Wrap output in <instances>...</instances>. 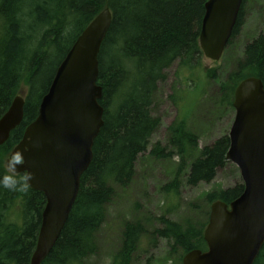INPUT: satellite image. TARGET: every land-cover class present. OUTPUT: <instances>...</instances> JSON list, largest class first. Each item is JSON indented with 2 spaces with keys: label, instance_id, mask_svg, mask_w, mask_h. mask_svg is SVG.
Instances as JSON below:
<instances>
[{
  "label": "trees",
  "instance_id": "1",
  "mask_svg": "<svg viewBox=\"0 0 264 264\" xmlns=\"http://www.w3.org/2000/svg\"><path fill=\"white\" fill-rule=\"evenodd\" d=\"M206 1L0 0V117L17 94L24 95L23 120L0 145V175L26 126L37 117L41 99L76 38L104 8L112 16L98 54L103 125L68 219L41 264H84L97 252L96 235L115 187L130 184L139 155L148 149L150 138L160 127L161 120L153 116L151 106L158 84L166 78L165 71L175 64L181 71L202 64L199 34ZM244 1L228 45L242 23ZM207 73L218 79L215 70ZM223 74L218 82L217 108L231 112L240 81L255 76L264 84V30L242 45V57ZM228 148V134L199 147L198 136L186 120L177 118L167 129L165 144L155 143L149 154L157 159L177 154V173H184L186 183L196 186L210 183L228 164ZM172 182L176 185L177 180ZM243 190L239 179L205 193L208 208L202 222L182 227L162 217V227L153 231L154 236L170 242L169 254L178 252L181 264L187 252L207 249L203 231L211 203L220 200L229 204ZM45 204L43 193L30 187L24 193L0 188V264H30ZM143 232L140 222H125L111 264H129ZM254 264H264V245Z\"/></svg>",
  "mask_w": 264,
  "mask_h": 264
},
{
  "label": "water",
  "instance_id": "2",
  "mask_svg": "<svg viewBox=\"0 0 264 264\" xmlns=\"http://www.w3.org/2000/svg\"><path fill=\"white\" fill-rule=\"evenodd\" d=\"M243 0H207L199 46L207 59L221 58ZM112 21L104 8L83 29L59 63L37 117L26 126L10 155L22 151L30 188L43 193L36 246L30 264H41L63 229L77 198L80 177L92 160V146L103 125L97 83L98 54ZM226 160L235 164L244 185L229 204L211 203L203 232L207 249H193L181 264H254L264 245V85L250 76L238 83ZM24 95L17 94L0 117V145L23 120Z\"/></svg>",
  "mask_w": 264,
  "mask_h": 264
},
{
  "label": "rangeland",
  "instance_id": "3",
  "mask_svg": "<svg viewBox=\"0 0 264 264\" xmlns=\"http://www.w3.org/2000/svg\"><path fill=\"white\" fill-rule=\"evenodd\" d=\"M241 22L238 33L218 61L203 56L201 66L196 69L181 71L175 64L165 71L166 78L158 84L151 106L153 116L161 120L160 127L150 138L148 149L139 155L130 184L115 187V195L106 206L104 223L96 235L97 252L84 264H111L125 222H140L144 229L129 264H179V253L169 254L170 242L153 234L162 227L160 219L165 217L182 227L202 222L208 208L205 193L241 179L236 165L228 161L210 183L191 186L186 183L184 173H177L180 161L177 154L168 159L149 154L155 143L165 144L167 129L177 118L186 120L188 128L198 136L199 147L228 134L234 110L217 108L218 82L242 57V45L264 30V0H245ZM211 69L218 79L208 76ZM175 179L176 185L172 182Z\"/></svg>",
  "mask_w": 264,
  "mask_h": 264
},
{
  "label": "clouds",
  "instance_id": "4",
  "mask_svg": "<svg viewBox=\"0 0 264 264\" xmlns=\"http://www.w3.org/2000/svg\"><path fill=\"white\" fill-rule=\"evenodd\" d=\"M26 163L22 151H16L10 155L6 163L4 174L0 175V188L13 192H27L30 187V181L33 174L25 171L23 175H17V167Z\"/></svg>",
  "mask_w": 264,
  "mask_h": 264
},
{
  "label": "bare ground",
  "instance_id": "5",
  "mask_svg": "<svg viewBox=\"0 0 264 264\" xmlns=\"http://www.w3.org/2000/svg\"><path fill=\"white\" fill-rule=\"evenodd\" d=\"M262 81V80H261ZM263 83V82H262ZM264 85V84H263ZM206 227V226H205ZM205 229V228H204ZM204 232V231H203Z\"/></svg>",
  "mask_w": 264,
  "mask_h": 264
}]
</instances>
